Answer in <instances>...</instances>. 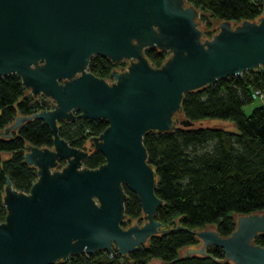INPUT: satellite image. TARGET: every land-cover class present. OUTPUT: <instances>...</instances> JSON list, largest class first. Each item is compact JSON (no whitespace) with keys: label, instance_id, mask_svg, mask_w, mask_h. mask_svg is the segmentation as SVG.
Masks as SVG:
<instances>
[{"label":"water","instance_id":"water-1","mask_svg":"<svg viewBox=\"0 0 264 264\" xmlns=\"http://www.w3.org/2000/svg\"><path fill=\"white\" fill-rule=\"evenodd\" d=\"M198 18L199 9L187 0H0V76L17 74L33 97L51 105L16 116L0 137L32 119L53 135L51 147L26 145L24 162L37 170L28 191L5 176L0 264H55L96 251L127 256L162 230L154 216L163 202L144 135L194 125L175 117L185 92L264 66V15L221 20L210 38L203 37ZM151 47L170 53L159 67L145 56ZM97 54L129 64L113 70L110 80L100 78L88 70ZM80 118L108 121L90 138L105 159L96 168L83 164L90 149L59 135L60 121ZM198 126L235 130L222 120ZM124 185L140 202L142 223L123 226ZM236 222L228 236L197 230L200 246L184 255L214 259L206 252L213 246L233 264H264V247L253 243L264 233V212L239 214Z\"/></svg>","mask_w":264,"mask_h":264},{"label":"trees","instance_id":"trees-1","mask_svg":"<svg viewBox=\"0 0 264 264\" xmlns=\"http://www.w3.org/2000/svg\"><path fill=\"white\" fill-rule=\"evenodd\" d=\"M187 3L209 15H201L207 24L206 30L201 28L204 38L216 32L215 28L209 30V17L239 23L264 15V0H187ZM144 53L154 67L161 66L170 54L153 47ZM125 67L124 61L113 63L97 54L90 59L88 70L97 77L110 79L113 70ZM255 90L264 93V66L185 92L182 112L175 117H185L194 125H177L168 133L148 131L144 135L147 161L156 171L155 193L163 202L154 216L162 224L157 235L127 256L116 251L112 256L96 251L72 255L55 264H148L152 259H159L160 264H233L219 247L206 248L214 259L179 252L200 242L195 232L201 228H213L220 236H228L237 225L234 214L264 212V101L249 114L244 111L245 106L256 100L252 97ZM50 107L42 98L27 93L17 74L0 76V131L18 115ZM202 120L228 121L235 130L195 127V122ZM59 124V135L70 145L90 149L84 166L96 168L105 161L103 154L93 149L90 138L108 125L107 120L80 118ZM52 138L49 127L40 119L25 122L11 131L9 138L0 137V221L6 215L5 176H9L18 191H28L37 178V170L24 162L26 145L51 147ZM87 142L91 147H86ZM123 188L128 219L123 226L134 219L141 223L144 217L136 194L125 185ZM253 243L264 247V233L255 237Z\"/></svg>","mask_w":264,"mask_h":264},{"label":"rangeland","instance_id":"rangeland-1","mask_svg":"<svg viewBox=\"0 0 264 264\" xmlns=\"http://www.w3.org/2000/svg\"><path fill=\"white\" fill-rule=\"evenodd\" d=\"M198 9H199V8H198ZM202 14H203L204 16H209V15H208L207 12L202 11L201 9H199V18H198V21L200 22V28H202L203 30H206V26H207V24H206V21H205L204 19H201V15H202ZM208 21H210V23H211V26H209V30H213V29L215 28L216 31H217V30H218V24H219V21L216 20V19H213V18H211V17L208 18ZM126 62H127V61H126ZM126 62H124V67L127 66V63H126ZM27 93H30V90H29V89H27ZM263 101H264V100H262V99H260V98H256V100L253 102V104L244 107V111H245V113L249 114V113L251 112V110L253 109V107H255V106L259 105V104H262ZM86 147H91V144H90L89 142H87V143H86ZM6 157H7V155H4V158H6ZM237 216H238V215H235V214L233 215V217H234L235 220L237 219ZM131 222H132V223H134V222L139 223L136 219L132 220ZM142 222H143V221H142ZM142 222H141V223H142ZM207 227H212V226H207ZM200 243H201V242H199L198 244L193 245V246H191V247L197 248V247L200 246ZM188 248H190V247H186V248L181 249L180 252H179V255H183L184 252H185V250L188 249ZM160 263H161V261H160L159 259H152V260H150V261L148 262V264H160Z\"/></svg>","mask_w":264,"mask_h":264},{"label":"built area","instance_id":"built-area-1","mask_svg":"<svg viewBox=\"0 0 264 264\" xmlns=\"http://www.w3.org/2000/svg\"><path fill=\"white\" fill-rule=\"evenodd\" d=\"M122 61H124V62L127 61V62H126L127 65L129 64V60H127V59L122 60ZM125 68H126V67H125ZM125 68H124V69H125ZM124 69H123V70H124ZM120 70H121V69H120ZM243 73H244V72H243ZM243 73H242V74H243ZM242 74H241V75H242ZM241 75H240V76H241ZM108 80H110V79H108ZM252 97H253V98H260V99L264 100V93L261 92L260 90H255L254 93L252 94ZM112 252H113V251H112ZM112 252H109V255H110V256H112Z\"/></svg>","mask_w":264,"mask_h":264},{"label":"flooded vegetation","instance_id":"flooded-vegetation-1","mask_svg":"<svg viewBox=\"0 0 264 264\" xmlns=\"http://www.w3.org/2000/svg\"><path fill=\"white\" fill-rule=\"evenodd\" d=\"M120 70V69H119Z\"/></svg>","mask_w":264,"mask_h":264}]
</instances>
